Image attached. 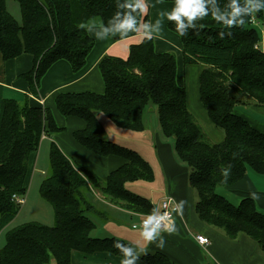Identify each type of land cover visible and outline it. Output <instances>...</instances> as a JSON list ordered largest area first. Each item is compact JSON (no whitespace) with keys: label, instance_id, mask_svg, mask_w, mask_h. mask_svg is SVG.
Segmentation results:
<instances>
[{"label":"trees","instance_id":"obj_1","mask_svg":"<svg viewBox=\"0 0 264 264\" xmlns=\"http://www.w3.org/2000/svg\"><path fill=\"white\" fill-rule=\"evenodd\" d=\"M15 1L21 22L7 10L6 0H0V53L3 59L21 53L33 56L31 69L21 75L32 93L38 91L40 78L54 62L66 60L74 72L85 65L94 40L86 28L79 27L81 23L88 26L90 20L102 18L108 24L113 13L121 10L119 0ZM218 3L227 8L228 0ZM263 12L254 14L255 19L260 20ZM148 18L138 14L141 23ZM166 26L179 36L184 62L205 65L198 79L200 101L213 124L223 131L222 141L212 142L188 110L186 90L176 80L173 51L157 52L153 38H142L130 45L125 58L105 54L97 64L104 91H61L54 97V106L62 117L84 121V127L72 133L78 144L95 154L118 155L127 161L109 172L102 184L51 141L48 170L39 191L53 209V224L29 221L6 230L0 264H48L52 258L57 264H71L72 250L109 251L122 258L115 242H127L91 235L92 216L103 215L88 195L95 187L125 207L150 213L153 205L128 191L124 183L151 180L153 173L135 151L105 137L97 114L104 113L120 128L141 131L144 110L150 106L156 107L162 134L173 140L177 158L189 169L199 219L221 229L228 238L241 233L249 236L264 252V213L253 199L245 197L233 205L216 192L217 187L242 179L248 169L264 175V132L234 112L238 103L246 104L244 94L253 105L264 107V54L254 46L259 31L250 17L244 18L242 26L233 27L231 35L225 32L223 39L219 36L225 31L223 26L209 17L197 21L183 37L173 21L168 20ZM64 129L48 107L4 98L0 92V231L20 209L12 196L26 193L30 154L38 150L42 135ZM137 264L176 263L160 252L146 251Z\"/></svg>","mask_w":264,"mask_h":264},{"label":"crops","instance_id":"obj_2","mask_svg":"<svg viewBox=\"0 0 264 264\" xmlns=\"http://www.w3.org/2000/svg\"><path fill=\"white\" fill-rule=\"evenodd\" d=\"M147 4L149 17L147 23L155 28L156 21L160 22L159 30L153 33L155 51L175 53L176 80L186 90L188 110L201 122L204 127L202 129H205L204 131L212 142L222 141L223 131L213 124L200 101L198 79L205 65L184 62L179 36L167 28L168 19L161 15L162 12L166 13L172 9L174 1L147 0ZM92 20L88 22V26H92ZM255 25L260 34L259 48L264 54V14L259 23ZM96 31L99 29L88 31L94 40V45L86 57L85 65L79 71L74 72L66 60L60 59L54 62L40 78L36 93L30 91L27 80L21 76L31 69L33 56L29 53H21L14 58L3 59L0 53L2 97L13 98L19 102L28 100L30 105L48 107L53 113L56 124L65 127L64 131L43 135L39 150L30 154L26 177L27 189L30 176L33 180V170L38 153L40 151L39 156H41L44 152L48 156L51 141H54L68 157L92 171L102 184L105 183L109 172L127 161L118 155L95 154L78 144L72 133L83 128L84 121L75 116L62 117L54 106V97L61 91L102 93L104 85L97 67L100 59L105 54L125 58L130 45L142 39V36L136 33H129L126 36L120 33H110L104 38H99L95 35ZM189 83L192 84V97ZM148 108L150 111L156 110V107L150 106L145 109L147 112H149ZM145 110L143 113L145 128L141 131L120 128L102 112L97 114V119L104 127L107 139L135 151L152 169L151 180L126 181L124 186L128 191L147 199L154 209L166 196H171L175 201L184 200L186 202L183 214L175 216L176 231L172 234L162 233L165 239L163 248L157 247L156 242L146 244L139 232L142 228L141 222L149 213L125 207L111 199L102 190L92 188L88 195L89 200L102 212L103 216L100 217L102 221L92 217L94 227L91 232L98 231L104 234L102 237H114L130 245L146 247V251L160 252L176 264H264V252L254 239L242 233L236 238H228L221 229L210 226L199 219L194 208L197 199L196 192L188 182L189 169L177 158L173 149V140L162 134L158 115L157 119L155 116H146ZM234 112L251 127L264 132V107L238 103ZM47 170L48 168L42 170V174L46 176ZM216 192L233 205L238 204L245 197H250L256 208L264 213V175L251 169H248L245 176L236 183L217 187ZM196 234L208 237L209 243L200 245L195 239ZM4 242L5 236L0 247ZM121 259L119 255L109 251L83 253L79 250H72L70 253L71 264H120ZM48 264L57 263L52 258Z\"/></svg>","mask_w":264,"mask_h":264},{"label":"clouds","instance_id":"obj_3","mask_svg":"<svg viewBox=\"0 0 264 264\" xmlns=\"http://www.w3.org/2000/svg\"><path fill=\"white\" fill-rule=\"evenodd\" d=\"M117 8L121 10L113 13L108 24H105L101 18L92 20V26L81 23L79 27L86 28L89 32L99 29L95 32L99 38H104L110 33H120L125 36L129 33H136L143 39H151L154 31L159 30V20L156 21L155 28L149 23H141L138 20L139 13L147 15V0H119ZM262 10H264V0H228L226 9L220 7L218 0H174L172 9L166 13L162 12L161 15L175 23V30L181 37L190 28H194L197 21L211 15L218 24L223 26L225 31L219 33L220 38L223 39L225 32L231 35L233 27L242 26L245 17L253 16ZM223 174L227 176V170ZM185 203L184 200H173L170 212L160 209L158 212L153 210L147 214L139 232L142 240L146 244L156 242L157 247L163 248L165 239L162 233L172 234L176 231L171 213L182 215ZM115 247L122 256L120 264H137L141 254L146 252V247L140 248L137 245H129L120 241L115 242Z\"/></svg>","mask_w":264,"mask_h":264},{"label":"rangeland","instance_id":"obj_4","mask_svg":"<svg viewBox=\"0 0 264 264\" xmlns=\"http://www.w3.org/2000/svg\"><path fill=\"white\" fill-rule=\"evenodd\" d=\"M6 6H7V10L10 12V14L18 22H21V16H20L21 14H20V9H19L18 3L15 0H6ZM221 8L226 9L225 7H221ZM263 14H264V12H263ZM207 17H209V19L210 18L213 19L211 15L206 16V18L204 17L203 19H207ZM255 18L256 17L254 15L250 16V21L254 24L259 23L260 20H256ZM259 36H260V34H259ZM258 46H260L259 43H258ZM259 50H260V48H259ZM190 79H191V77H190ZM189 88H190L191 97H192V84L191 83H189ZM243 96H244L243 99H246V101H245L246 104H252L254 102L251 98L247 97L248 96L247 94H244ZM147 110H149V108ZM145 115L146 116L147 115L148 116H155V119H157V111L156 110L155 111L149 110V112L146 111ZM195 119H196V117H195ZM197 122L201 128H204V127H202L203 125L201 124V122L199 120H197ZM104 133H105V131H104ZM204 133L208 137V135L206 134L205 131H204ZM105 134L107 135V133H105ZM172 148H173V146H172ZM38 150H39V148H38ZM174 152H175V150H174ZM39 153H40V151H39ZM39 153H38L35 165H34L33 180H32V176H30L28 189H27L26 193L24 194L25 202L21 204L20 209L18 210V212L16 213L14 218L11 220V222L8 224V226L6 228L2 229L3 232L0 231L1 232L0 244L2 243V241L4 239L6 230L11 228V227H14L16 225H19V224H22L25 222H29V221H37V222H41V223L48 224V225L53 224V209H52L51 205L44 198H42V196L40 195V191H39L40 184H41V182L45 176L42 174V170H46L48 168V156H47V154L45 155L44 152H43V154H41V156H39ZM93 188H95V187H93ZM92 217L96 220L102 221V218H100L97 215L92 216ZM97 230H98V228H97ZM91 235L97 236V237L104 236L103 233L98 232V231L91 232Z\"/></svg>","mask_w":264,"mask_h":264},{"label":"built area","instance_id":"obj_5","mask_svg":"<svg viewBox=\"0 0 264 264\" xmlns=\"http://www.w3.org/2000/svg\"><path fill=\"white\" fill-rule=\"evenodd\" d=\"M254 46L255 48L259 49L258 42H256ZM12 197L18 205H21L25 200L24 196L17 195V194H14ZM173 200L174 199L171 196L164 197L154 210L158 212L161 209L165 212H170L171 207L173 206ZM175 216H176L175 213H171L172 220L175 219ZM142 222H141V226H142ZM195 239L200 245H207L209 243L208 237L202 234H196Z\"/></svg>","mask_w":264,"mask_h":264}]
</instances>
